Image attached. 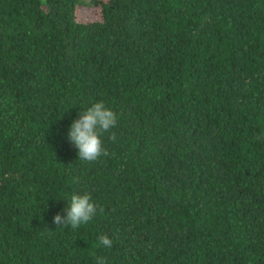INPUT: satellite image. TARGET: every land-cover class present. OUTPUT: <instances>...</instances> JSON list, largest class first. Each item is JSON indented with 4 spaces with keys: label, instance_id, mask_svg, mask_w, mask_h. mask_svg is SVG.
I'll use <instances>...</instances> for the list:
<instances>
[{
    "label": "trees",
    "instance_id": "1",
    "mask_svg": "<svg viewBox=\"0 0 264 264\" xmlns=\"http://www.w3.org/2000/svg\"><path fill=\"white\" fill-rule=\"evenodd\" d=\"M97 101L87 162L67 133ZM74 192L104 211L57 226ZM101 256L264 264V0H0V264Z\"/></svg>",
    "mask_w": 264,
    "mask_h": 264
},
{
    "label": "clouds",
    "instance_id": "2",
    "mask_svg": "<svg viewBox=\"0 0 264 264\" xmlns=\"http://www.w3.org/2000/svg\"><path fill=\"white\" fill-rule=\"evenodd\" d=\"M117 113L107 107L103 101L91 104L82 111L78 119H74L67 133L68 139L78 149V158L87 162L98 161L102 156H108L109 152L105 148L102 136L115 128L117 125ZM110 139L115 140V133ZM103 212L92 200L88 193H73L70 198L66 214L57 213L53 217V223L57 226H71L77 229L83 224H87L97 212ZM100 245L111 248L113 240L107 234L98 236ZM96 264H107L105 257H97Z\"/></svg>",
    "mask_w": 264,
    "mask_h": 264
},
{
    "label": "rangeland",
    "instance_id": "3",
    "mask_svg": "<svg viewBox=\"0 0 264 264\" xmlns=\"http://www.w3.org/2000/svg\"><path fill=\"white\" fill-rule=\"evenodd\" d=\"M78 16H80L83 20H89L94 18H100L101 14L98 7H87V8H79Z\"/></svg>",
    "mask_w": 264,
    "mask_h": 264
}]
</instances>
